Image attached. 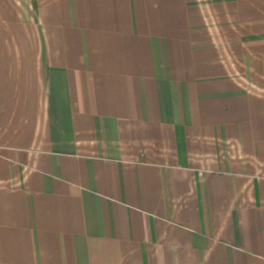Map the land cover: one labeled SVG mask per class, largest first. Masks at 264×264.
Segmentation results:
<instances>
[{
	"label": "crops",
	"instance_id": "1",
	"mask_svg": "<svg viewBox=\"0 0 264 264\" xmlns=\"http://www.w3.org/2000/svg\"><path fill=\"white\" fill-rule=\"evenodd\" d=\"M0 264H264V0H0Z\"/></svg>",
	"mask_w": 264,
	"mask_h": 264
}]
</instances>
